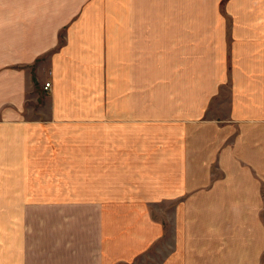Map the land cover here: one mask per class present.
Returning <instances> with one entry per match:
<instances>
[{
	"label": "crops",
	"instance_id": "0c3cea01",
	"mask_svg": "<svg viewBox=\"0 0 264 264\" xmlns=\"http://www.w3.org/2000/svg\"><path fill=\"white\" fill-rule=\"evenodd\" d=\"M221 3L0 0V264H264V0Z\"/></svg>",
	"mask_w": 264,
	"mask_h": 264
},
{
	"label": "rangeland",
	"instance_id": "374dc122",
	"mask_svg": "<svg viewBox=\"0 0 264 264\" xmlns=\"http://www.w3.org/2000/svg\"><path fill=\"white\" fill-rule=\"evenodd\" d=\"M223 1L222 0V5H223ZM45 84V83H44ZM249 93L251 94V98L253 100L252 102V107H253V112H254V116L252 117L253 120H263L264 119V115L263 116H259L257 114V108H258V105H259V108H261V106L264 107V101L263 102H260V97H261V90H256V89H252L249 91ZM263 96H264V85H263ZM241 101H239V106H241L242 104L240 103ZM243 103V102H242ZM261 105V106H260ZM259 116V117H258ZM248 118H251V117H248ZM256 122H253V124H255ZM260 167V166H259ZM261 168V167H260ZM262 172H264V170L262 169ZM263 196H264V185H263Z\"/></svg>",
	"mask_w": 264,
	"mask_h": 264
},
{
	"label": "built area",
	"instance_id": "2783aa9c",
	"mask_svg": "<svg viewBox=\"0 0 264 264\" xmlns=\"http://www.w3.org/2000/svg\"><path fill=\"white\" fill-rule=\"evenodd\" d=\"M49 86H50V82H45V84H44V86H43V87H44L45 89H48V88H49Z\"/></svg>",
	"mask_w": 264,
	"mask_h": 264
}]
</instances>
